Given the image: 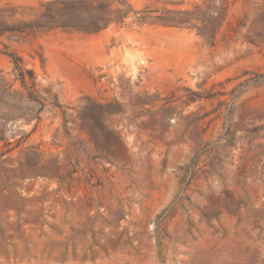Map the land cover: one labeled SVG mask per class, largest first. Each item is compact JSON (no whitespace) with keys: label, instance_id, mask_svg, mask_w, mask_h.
Returning a JSON list of instances; mask_svg holds the SVG:
<instances>
[{"label":"rangeland","instance_id":"1","mask_svg":"<svg viewBox=\"0 0 264 264\" xmlns=\"http://www.w3.org/2000/svg\"><path fill=\"white\" fill-rule=\"evenodd\" d=\"M127 1L124 22L1 38L38 92L0 44V264H264V0H229L214 44L135 20L206 0Z\"/></svg>","mask_w":264,"mask_h":264},{"label":"trees","instance_id":"2","mask_svg":"<svg viewBox=\"0 0 264 264\" xmlns=\"http://www.w3.org/2000/svg\"><path fill=\"white\" fill-rule=\"evenodd\" d=\"M95 0H52L42 3L46 9L38 13L32 19H15L19 13L20 6H14L6 3L0 6V44L6 48V54L12 62V72L15 74V81L20 82L21 86L28 91L29 98H34L38 92L37 74L32 68H28L23 56L16 49H10L11 45L1 40L6 36L10 41L13 39L25 40L31 35L51 31L58 27L73 26L71 22L74 20L65 18L66 16H79L82 12L88 14L99 13L98 22H102V26L113 21L124 22L129 17L133 6L127 0H118L121 4L116 9H110L108 5H94ZM206 6L197 5L193 11H176L165 10L162 14L154 15L158 9H151L146 6L145 9L136 13L135 20L140 23L162 24L165 26H178L196 28L198 34L201 35L208 43L214 44L220 29L225 23L229 0H206ZM23 13V12H20ZM171 14H184L186 16H176ZM198 22H192L193 20ZM102 26L99 24L87 26L84 29L88 31H97ZM255 86L264 85V73H256L254 78ZM48 100L47 97L44 98ZM55 106L60 107L58 102H54Z\"/></svg>","mask_w":264,"mask_h":264}]
</instances>
